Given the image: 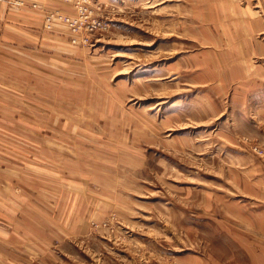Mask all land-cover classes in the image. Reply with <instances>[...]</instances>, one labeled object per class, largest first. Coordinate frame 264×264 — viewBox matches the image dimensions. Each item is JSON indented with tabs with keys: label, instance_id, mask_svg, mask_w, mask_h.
Listing matches in <instances>:
<instances>
[{
	"label": "rangeland",
	"instance_id": "1",
	"mask_svg": "<svg viewBox=\"0 0 264 264\" xmlns=\"http://www.w3.org/2000/svg\"><path fill=\"white\" fill-rule=\"evenodd\" d=\"M56 3L0 66L11 264L226 254L264 208V0Z\"/></svg>",
	"mask_w": 264,
	"mask_h": 264
},
{
	"label": "crops",
	"instance_id": "2",
	"mask_svg": "<svg viewBox=\"0 0 264 264\" xmlns=\"http://www.w3.org/2000/svg\"><path fill=\"white\" fill-rule=\"evenodd\" d=\"M56 4V0H0V66L9 62L15 63L19 58L28 57L30 54L35 55L34 49L43 47L48 39L43 32L45 9L53 8ZM3 197H0L2 202ZM0 217L8 222L5 220L8 214L3 213V208ZM239 218L242 223L243 214H240ZM245 218L249 229H243L241 226L242 229L239 230H225L226 254L220 257L211 251L209 262L195 259V263L191 264H264V208L255 211V217L246 215ZM233 229H236V226ZM4 230L0 245V264H11L8 230ZM229 238L231 244L228 243Z\"/></svg>",
	"mask_w": 264,
	"mask_h": 264
}]
</instances>
